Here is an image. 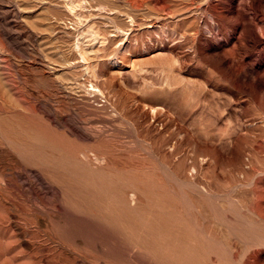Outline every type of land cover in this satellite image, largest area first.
I'll list each match as a JSON object with an SVG mask.
<instances>
[{
  "label": "rangeland",
  "instance_id": "374dc122",
  "mask_svg": "<svg viewBox=\"0 0 264 264\" xmlns=\"http://www.w3.org/2000/svg\"><path fill=\"white\" fill-rule=\"evenodd\" d=\"M74 1L0 0V264H264V0ZM58 174L166 232L60 238Z\"/></svg>",
  "mask_w": 264,
  "mask_h": 264
},
{
  "label": "bare ground",
  "instance_id": "6f19581e",
  "mask_svg": "<svg viewBox=\"0 0 264 264\" xmlns=\"http://www.w3.org/2000/svg\"><path fill=\"white\" fill-rule=\"evenodd\" d=\"M65 5L69 9V11H73L77 4L74 0H65ZM75 46L77 47L80 57L83 60L86 59L84 56L85 53L84 51H82L83 49L78 38L75 41ZM59 177L65 185L62 195L64 197L63 200H65L68 205V212L65 217L62 218L63 220L54 224V229L56 233H58V236L60 235V238L62 237L72 239L71 237L77 236V234L87 235L95 229L103 230L104 228L109 227L112 229V231L120 232L128 239L131 238L132 241L141 246L148 247L149 249H154L157 244L156 242L158 237L166 232L169 212L165 204L157 200H151L153 198L152 195H147L148 200L145 202L144 209H141L139 206H137L140 205L137 203V205L134 204L136 206H134L133 208H128L125 205V201L122 200L123 191L125 192V190H123L125 186L124 184H116L115 182L109 181L106 178L89 180L80 174L74 176V178H68L66 176H63V174H60ZM128 196H130L129 199L131 198V203H135L136 200H134L133 198L134 193H131ZM136 225H141L144 227L145 235L136 236L134 234ZM78 238L80 239L81 236ZM100 238H102V236ZM96 240L97 239L95 238V240L93 241H95L97 244L98 240ZM174 262L180 261L175 260Z\"/></svg>",
  "mask_w": 264,
  "mask_h": 264
}]
</instances>
